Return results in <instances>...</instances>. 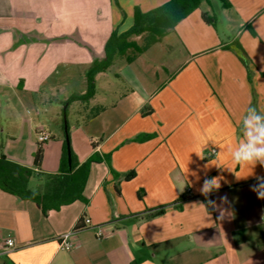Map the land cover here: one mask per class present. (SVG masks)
I'll use <instances>...</instances> for the list:
<instances>
[{"label": "crops", "instance_id": "1", "mask_svg": "<svg viewBox=\"0 0 264 264\" xmlns=\"http://www.w3.org/2000/svg\"><path fill=\"white\" fill-rule=\"evenodd\" d=\"M168 1L0 0V155L31 168L36 191L59 173L64 102L86 92L94 56L104 58L113 31L133 26L135 8ZM228 2L201 3L133 62L119 56L96 75L86 107L103 110L69 135L77 166L98 158L84 200L43 213L0 189V264H264V199L252 190L264 165L231 160L247 142L248 109L264 118V0ZM214 176L219 189L201 194ZM66 233L71 249L60 247ZM8 239L15 248L6 252Z\"/></svg>", "mask_w": 264, "mask_h": 264}, {"label": "trees", "instance_id": "2", "mask_svg": "<svg viewBox=\"0 0 264 264\" xmlns=\"http://www.w3.org/2000/svg\"><path fill=\"white\" fill-rule=\"evenodd\" d=\"M203 1H208L211 7L216 8V0H169L165 4L149 12H141L135 8L134 24L126 32L113 31L104 48V58L94 56L93 63L86 74L87 89L84 94L70 96L65 102L63 115L67 116L68 107L71 103L80 101L87 104L96 93L95 77L98 73L105 72L119 56H126L129 63L149 49L173 29L182 19L199 8ZM221 7H228V0H217ZM203 18L209 22L204 14ZM140 37L141 43L133 40ZM131 53V54H130ZM103 110L102 106L90 109L88 118L93 117ZM63 118V128L64 119ZM34 164L40 167L43 159V149L40 145L35 151ZM98 161L96 155H92L86 162L77 166L75 155L71 146V164L67 156L66 142L60 159L59 173L46 175L47 182L44 191H36L29 187V180L34 171L0 155V189L8 194L17 196L23 200L32 201L39 206L43 213L50 209H58L63 205L76 200H84L83 191L87 181L91 163ZM134 173L126 175L130 180ZM183 201L182 198L178 202ZM177 202V203H178ZM167 206L157 208L150 212V216L162 214Z\"/></svg>", "mask_w": 264, "mask_h": 264}, {"label": "clouds", "instance_id": "3", "mask_svg": "<svg viewBox=\"0 0 264 264\" xmlns=\"http://www.w3.org/2000/svg\"><path fill=\"white\" fill-rule=\"evenodd\" d=\"M248 112L249 116L244 120L247 142L242 143L237 150L231 153V160L233 164L241 166L246 164L255 165L257 163L264 165V123L261 122L264 118L256 113L255 108H249ZM257 180L259 183L253 186L252 190L260 198L264 199V177H257ZM219 187L220 177L205 178L199 188V192L207 196L213 190L219 189ZM221 200H226V197H221ZM209 203L213 202L209 201Z\"/></svg>", "mask_w": 264, "mask_h": 264}, {"label": "rangeland", "instance_id": "4", "mask_svg": "<svg viewBox=\"0 0 264 264\" xmlns=\"http://www.w3.org/2000/svg\"><path fill=\"white\" fill-rule=\"evenodd\" d=\"M217 4H218V7L220 8V3L216 0ZM206 1H203L202 2V8H206ZM217 13V14H216ZM215 14L217 15V17H220V14H218V11H215ZM222 19L219 20V23H218V27H222ZM119 58H123V57H119ZM121 62H123V59H119V62L118 64H121ZM82 71V70H81ZM114 69H110L107 74H109V76H111V78L114 79V76H113V73H114ZM83 73V72H81ZM83 85V84H82ZM82 85H81V82L79 81V78L78 80L73 84L72 88H70L71 90L73 91H79L81 88H82ZM69 86V85H68ZM103 87H106L104 85V79L101 78L99 79V83H98V88L99 90ZM70 90V91H71ZM58 97H62V96H58ZM62 99V98H61ZM3 100V99H2ZM60 103L58 102H53L52 103V106L55 107V105L59 106ZM38 109L36 110V112H38V114L40 113L39 117L41 118H44L46 117L47 118V121H48V124L49 125H54V120L51 119V116L53 115L52 112H48V114H46L44 112V108H42L40 106V104H38ZM50 106V105H49ZM63 107V105H61ZM50 108V107H49ZM52 111V110H51ZM90 113V111L87 110V107H86V104L82 103V102H78V103H72V105L68 107V111H67V116H66V121H67V126H68V131H69V135H70V132H74L75 128L79 127V126H82L83 124L86 123V121L89 119L87 117V115ZM26 114L28 115H35V112L34 111H28L26 112ZM61 116V115H60ZM62 117V116H61ZM61 123H63L62 119L60 120ZM2 128V125H0V130ZM71 138V137H70ZM50 141V140H49ZM48 141V142H49ZM46 142V143H48ZM36 176H32L31 177V184H30V187H32V189H37L35 183L39 182L38 179H35Z\"/></svg>", "mask_w": 264, "mask_h": 264}, {"label": "built area", "instance_id": "5", "mask_svg": "<svg viewBox=\"0 0 264 264\" xmlns=\"http://www.w3.org/2000/svg\"><path fill=\"white\" fill-rule=\"evenodd\" d=\"M50 139H51V134L50 133H47L45 131L39 132V142L41 144L48 142ZM213 152H215V150H213ZM86 222L88 223L89 220H86ZM263 223H264V218H263ZM70 236H71L70 233H66L60 238V247L61 248L71 249L73 247L74 244L70 240ZM99 236H102L101 233H99ZM2 248L6 252H8L10 250H13L15 248L14 240H11V239L6 240L2 244Z\"/></svg>", "mask_w": 264, "mask_h": 264}, {"label": "water", "instance_id": "6", "mask_svg": "<svg viewBox=\"0 0 264 264\" xmlns=\"http://www.w3.org/2000/svg\"><path fill=\"white\" fill-rule=\"evenodd\" d=\"M64 118H65V116H64ZM64 130H65V134H66L65 135V141H66L68 161H69V164H71V139L69 136L66 118L64 119Z\"/></svg>", "mask_w": 264, "mask_h": 264}]
</instances>
